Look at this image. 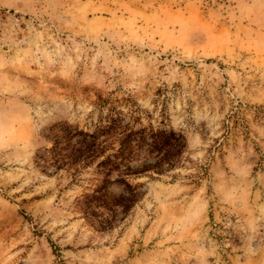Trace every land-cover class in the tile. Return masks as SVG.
<instances>
[{
  "label": "rangeland",
  "instance_id": "rangeland-1",
  "mask_svg": "<svg viewBox=\"0 0 264 264\" xmlns=\"http://www.w3.org/2000/svg\"><path fill=\"white\" fill-rule=\"evenodd\" d=\"M131 103L191 163L97 233L33 157ZM0 264H264V0H0Z\"/></svg>",
  "mask_w": 264,
  "mask_h": 264
},
{
  "label": "trees",
  "instance_id": "trees-1",
  "mask_svg": "<svg viewBox=\"0 0 264 264\" xmlns=\"http://www.w3.org/2000/svg\"><path fill=\"white\" fill-rule=\"evenodd\" d=\"M129 108L126 118L118 106L108 107L89 132L65 122L51 124L45 130L49 146L33 157L47 176L63 170L74 181L81 171L92 170L95 183L74 200L73 209L97 233L112 231L129 217L145 194L138 180L152 181L191 163L180 132L144 127L137 105ZM203 173L199 167L195 177Z\"/></svg>",
  "mask_w": 264,
  "mask_h": 264
}]
</instances>
